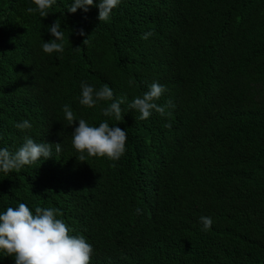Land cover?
I'll list each match as a JSON object with an SVG mask.
<instances>
[{"label":"trees","instance_id":"trees-1","mask_svg":"<svg viewBox=\"0 0 264 264\" xmlns=\"http://www.w3.org/2000/svg\"><path fill=\"white\" fill-rule=\"evenodd\" d=\"M71 3L44 18L27 13L31 0H0V149L25 136L62 144L0 172V213L56 209L93 246L90 264H264V0H121L106 22ZM57 19L64 51L46 54ZM85 81L128 102L158 82L156 103L174 107L140 120L126 103L117 121L102 115L110 101L80 105ZM65 104L77 121L125 130L124 155L78 162ZM22 120L32 128L17 129ZM0 264L15 259L0 253Z\"/></svg>","mask_w":264,"mask_h":264},{"label":"clouds","instance_id":"clouds-1","mask_svg":"<svg viewBox=\"0 0 264 264\" xmlns=\"http://www.w3.org/2000/svg\"><path fill=\"white\" fill-rule=\"evenodd\" d=\"M121 0H72L67 8L69 13H75L77 9L87 12L91 7L98 8V20H109L113 10L117 8ZM34 7L26 9L29 14L38 13L41 17H48V10L56 3V0H31ZM47 31L53 39L42 43V50L46 54L62 53L64 51L65 34L61 28L59 19L48 26ZM77 35L84 37L83 44L88 43L87 35L83 29L73 30ZM152 32L142 34L141 39L147 40ZM79 51V47L74 48ZM81 95L79 103L87 108H93L98 102L111 103L101 109L102 115L119 121L122 119L121 105L127 103L130 110L139 113L138 119H148L153 111L164 116L166 107H174L171 101L167 105H158L156 101L167 91L164 85L153 82L149 90L142 96L134 97L128 102L126 95L114 97L113 90L107 85L95 89L86 81L80 85ZM65 119L70 126L78 122L72 132V147L79 154L78 162H83L87 157L107 158L119 160L126 151L127 132L118 126H109L107 121L99 126H92L76 116L69 105L63 106ZM170 115V113H167ZM24 131L32 128L29 120H22L14 125ZM165 127H171L165 124ZM59 154L62 144L36 143L32 138L25 136L23 144L12 152L8 148L0 149V172L4 174L20 171L24 166H30L53 157L52 149ZM141 214V209H136ZM58 212L54 208H35V215L25 203H19L18 207H8L0 213V253L12 256L15 264H90L93 254V246L83 235H73L71 229L64 220L57 218ZM202 230L208 231L213 220L210 216H201Z\"/></svg>","mask_w":264,"mask_h":264}]
</instances>
